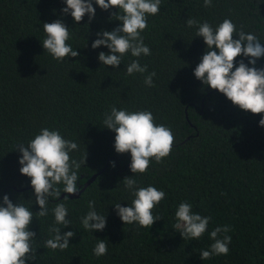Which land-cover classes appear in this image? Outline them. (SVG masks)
Segmentation results:
<instances>
[{"label": "trees", "instance_id": "trees-1", "mask_svg": "<svg viewBox=\"0 0 264 264\" xmlns=\"http://www.w3.org/2000/svg\"><path fill=\"white\" fill-rule=\"evenodd\" d=\"M93 6L95 18L89 22L85 15L77 23L62 11L65 0H0V204L8 195L34 213L29 230L36 234V260L26 264H264V127L259 124L264 113L240 109L195 77L207 45L196 36L197 28L186 24L195 18L215 28L231 19L237 29L256 34L264 44V0H212L211 7H204V0H162L160 12L147 17L148 27L141 33L151 54L133 57L129 52L119 68L99 61L100 52L110 53L106 46L92 48L97 33L122 26L112 18L119 9L105 11L95 0ZM58 19L70 29L67 43L79 56L61 61L44 49L43 24ZM137 59L147 72L128 75L126 66ZM250 59L237 57L235 67ZM255 66L264 69V57ZM153 71L154 86H146L145 76ZM113 106L151 111L155 123L174 134L170 155L160 163L153 158L143 174L133 173L131 153L116 152V133L104 125ZM42 128L58 130L78 145L70 153L80 163L78 189L100 172L80 197H50L46 216L38 214L31 178L20 172L17 147L26 146ZM127 177H134L137 187L151 185L165 192L153 209L161 219L152 226L125 224L117 214L116 203L128 207L135 199L134 190L124 185ZM57 187L62 194L63 184ZM90 201L107 219L103 231L83 227ZM182 202L211 217L198 239H183L174 228ZM57 203L68 209V227L55 221ZM225 225L230 231L218 238L232 237L228 254L202 260L201 250L214 243L211 231ZM53 226L61 235L76 233L67 249L46 247L54 238L49 231ZM98 240L108 246L99 257L93 251Z\"/></svg>", "mask_w": 264, "mask_h": 264}, {"label": "clouds", "instance_id": "clouds-1", "mask_svg": "<svg viewBox=\"0 0 264 264\" xmlns=\"http://www.w3.org/2000/svg\"><path fill=\"white\" fill-rule=\"evenodd\" d=\"M65 2L67 7L62 11L65 14L70 13L75 22H81L85 15H88L89 22L95 18L96 8L93 6V0ZM95 3L105 11L118 8L119 12L113 13L112 18L122 21V26L112 31L102 30L97 33L99 38L92 44L93 49L101 45L110 49V53H99L98 59L103 65L119 68L123 57L129 52L133 57L151 54L141 33L148 27L147 17L160 12L162 0H95ZM211 6L212 0H204V7ZM186 24L190 28L196 27V36L203 37L207 45L201 62L194 70L195 77L204 85L224 94L240 109L253 114L264 113V69L255 66L257 60L264 57V44L259 37L254 33H245L242 28L237 29L231 19L223 20L215 28L209 22H200L195 18H188ZM43 30L46 38L42 45L55 59L62 61L66 57L79 56V52L67 43L70 39V29L62 20L44 23ZM234 36L239 39H234ZM239 56L251 59L248 64L240 60L239 66L235 67L234 62ZM249 64L252 67H249ZM126 72L128 75L143 74L147 72V65L141 66L138 59L133 60L126 66ZM155 76L154 71L148 73L145 76V85L154 86ZM259 124L264 127V118ZM104 125L116 133V152L131 153L130 169L135 174L145 173L153 158L160 163L172 151V130L163 124L157 125L151 111L128 112L113 106L110 113H105ZM17 147L22 153L19 161L22 165L20 172L31 178L35 202L41 208L39 216L48 214L50 197H61V188L57 185L63 184V193L79 192L77 181L80 163L70 158V153L78 148L76 143L64 139L58 130L42 128L26 146L21 144ZM123 182L127 189L134 190L135 196L128 207H122L120 203L115 204L117 214L125 224L137 222L142 227H148L161 219L153 215V209L165 198L163 190L151 185L137 187L134 177H127ZM89 208L91 210L82 217L83 227L87 230L103 231L107 224L106 217L95 211V201L89 202ZM53 212L57 224L65 227L71 225V221L66 219L68 209L64 203H57ZM175 216L178 223L174 228L181 230L179 232L183 239L200 238L206 232L211 219L194 213L192 205L187 202L180 203ZM33 217L34 213L24 204H14L8 195L3 196V203L0 204V264H26V261L36 260V249L32 247L36 234L29 230ZM49 231L55 233L54 238L46 241V247L52 250L67 249L70 238L76 235L73 231L61 235V229L55 226ZM229 231L230 227L227 225L211 231L210 237L214 243L211 244L210 250H201L202 260L213 255L228 254L232 237L224 235L218 238V234ZM93 251L97 257L107 254L108 246L105 240H98Z\"/></svg>", "mask_w": 264, "mask_h": 264}, {"label": "water", "instance_id": "water-1", "mask_svg": "<svg viewBox=\"0 0 264 264\" xmlns=\"http://www.w3.org/2000/svg\"><path fill=\"white\" fill-rule=\"evenodd\" d=\"M203 102H204V100H203ZM100 174V172L99 173H96V174H94L92 177H90L87 181H86V183H85V185H84V187L83 188H79V192L78 193H76V194H67V193H62L61 194V197L60 198H63L64 196H66V195H68L70 198H78V197H80L81 196V194H82V192L97 178V176ZM25 189H27V187H25V188H21V189H19V190H25Z\"/></svg>", "mask_w": 264, "mask_h": 264}]
</instances>
